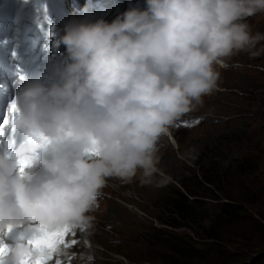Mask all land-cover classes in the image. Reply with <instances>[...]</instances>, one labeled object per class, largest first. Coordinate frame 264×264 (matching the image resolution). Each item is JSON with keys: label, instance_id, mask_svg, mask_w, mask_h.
<instances>
[{"label": "clouds", "instance_id": "9594fccd", "mask_svg": "<svg viewBox=\"0 0 264 264\" xmlns=\"http://www.w3.org/2000/svg\"><path fill=\"white\" fill-rule=\"evenodd\" d=\"M258 14L264 0H145L111 23L69 21L52 76L17 92L11 127L27 143L0 154V230L36 223L87 235L110 179L151 183L161 138L216 89L217 68L259 54L264 32L248 23ZM37 136L47 142L33 154ZM30 255L16 239L2 259Z\"/></svg>", "mask_w": 264, "mask_h": 264}, {"label": "rangeland", "instance_id": "374dc122", "mask_svg": "<svg viewBox=\"0 0 264 264\" xmlns=\"http://www.w3.org/2000/svg\"><path fill=\"white\" fill-rule=\"evenodd\" d=\"M248 23L254 32H264V14L249 18ZM257 50L256 56L238 53L226 61V66L218 67L220 76L215 90L228 93L205 96L161 138L158 171L151 183H143L140 176L130 182L108 181L98 198L99 207L91 213L88 234L75 231L71 241L77 243L72 245L70 241L71 246L63 249L72 248L69 253L75 255L71 259L76 262L71 264L79 262L78 255L90 264H165L168 253L157 244L165 238L164 233L188 235L192 241L199 239L190 228L178 227L181 220L169 205L173 200L178 204L180 178L192 180L201 188L197 192L203 196H194L199 204L213 208L228 201L202 180L204 171L207 177H218L214 163L220 168V175L224 170L233 172L237 168L234 191L241 196L256 193L258 209L264 213V44ZM220 184L230 192L229 184ZM203 221L209 224L208 219ZM171 222L176 227L168 225ZM236 241L234 237L229 241L230 254L221 252L226 253V264H252L261 254L238 247ZM85 246L92 254L90 260Z\"/></svg>", "mask_w": 264, "mask_h": 264}, {"label": "trees", "instance_id": "16d2710c", "mask_svg": "<svg viewBox=\"0 0 264 264\" xmlns=\"http://www.w3.org/2000/svg\"><path fill=\"white\" fill-rule=\"evenodd\" d=\"M213 169L218 173L216 175L220 179L207 177L204 171L202 180L220 191L228 201L213 208L207 207L206 203L199 204V199L194 196H203L197 192L201 188L195 186L191 182L192 180L180 178L178 204L173 200L169 205L173 206L171 211L177 214L178 219L181 220L178 227L183 226L195 231L199 236L198 240L201 241H192V237L188 235L178 234L176 237L173 233H164L165 238L157 241V244L168 253L164 263L226 264L223 262L226 253L221 252L226 251L227 254H230L228 247L231 242L229 241L234 237L238 247L261 251V254L254 258L252 264H264V213L258 209L259 199L256 197V193L252 196H241V193L234 191V186L238 183L236 180L237 168L233 172L224 170L223 175H220V168L216 163H214ZM220 182L229 184L230 192ZM243 204H251L252 207L245 208ZM249 209L252 213L248 214ZM205 219L209 220L208 225L204 224L203 220ZM168 225L176 227L173 222Z\"/></svg>", "mask_w": 264, "mask_h": 264}, {"label": "snow or ice", "instance_id": "6c2138e0", "mask_svg": "<svg viewBox=\"0 0 264 264\" xmlns=\"http://www.w3.org/2000/svg\"><path fill=\"white\" fill-rule=\"evenodd\" d=\"M17 112L18 109L16 104H11L8 113L4 116L3 121L0 122V136H3L4 130L12 125ZM11 130L13 132L15 131L12 127ZM46 142V138L44 137L37 136L32 138L30 143L32 144L31 150L33 154H35L38 147H42ZM30 163V158L21 159L19 161L21 170ZM13 232L17 233L16 239L23 241L32 252V255L21 259L19 264H47L48 260L52 257L53 253L57 251L60 245L63 244L65 248L69 247V245L65 243V236L70 232L73 236L75 235V232L70 229H65L63 231H50L36 223H32L28 230L19 232L15 231L13 226L9 225L5 229L0 230V264H4L2 257L9 247V244L6 243V238ZM76 243V240L71 241L72 245H75ZM56 264H60V261L57 260Z\"/></svg>", "mask_w": 264, "mask_h": 264}, {"label": "bare ground", "instance_id": "6f19581e", "mask_svg": "<svg viewBox=\"0 0 264 264\" xmlns=\"http://www.w3.org/2000/svg\"><path fill=\"white\" fill-rule=\"evenodd\" d=\"M225 92V93H224ZM220 93H224L225 95H226V93H228V91H220V89H218V90H214L212 93H211V95H215V94H220ZM210 95V94H209ZM71 234L72 233H70L69 235H66L65 236V243H67V242H70L71 241V239H72V236H71ZM68 236V237H67ZM74 238V237H73ZM75 238H77V237H75ZM79 244H81L80 242H79ZM78 245V244H77ZM72 248H70V249H68V250H64V255L63 256H61V255H58L57 256V259L56 260H61L62 259V262H60V264H71L72 262L73 263H75L76 261H75V259L73 258V259H71V257H74L75 255L74 254H72V253H69V251L71 250ZM85 251L86 252H89V253H85V255L88 257V255H89V257L92 255L91 253H90V249H88V248H86V246H85ZM94 251V250H93ZM92 251V252H93ZM77 259V258H76ZM78 263L77 264H90L89 262H87L86 261V259H82L81 257H79V255H78Z\"/></svg>", "mask_w": 264, "mask_h": 264}]
</instances>
